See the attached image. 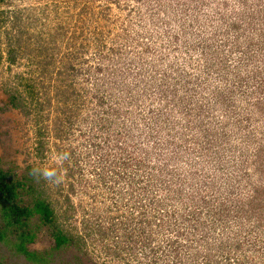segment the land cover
Segmentation results:
<instances>
[{
    "label": "rangeland",
    "instance_id": "obj_1",
    "mask_svg": "<svg viewBox=\"0 0 264 264\" xmlns=\"http://www.w3.org/2000/svg\"><path fill=\"white\" fill-rule=\"evenodd\" d=\"M0 169L53 264H264V0H0Z\"/></svg>",
    "mask_w": 264,
    "mask_h": 264
},
{
    "label": "trees",
    "instance_id": "obj_2",
    "mask_svg": "<svg viewBox=\"0 0 264 264\" xmlns=\"http://www.w3.org/2000/svg\"><path fill=\"white\" fill-rule=\"evenodd\" d=\"M33 220L45 225L52 224L55 221L54 208L32 184L0 169V264H53L60 255H70L69 261L74 263L90 256L86 250L82 251L84 243L77 246L79 239L59 229L53 232V246L49 250H30L28 244L36 236ZM176 241L178 238L170 240L172 243ZM243 244L239 240L237 247L241 248ZM172 245L169 244L170 247ZM70 249H76V252L73 250L69 254ZM238 262L235 264H242Z\"/></svg>",
    "mask_w": 264,
    "mask_h": 264
}]
</instances>
